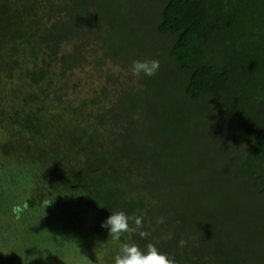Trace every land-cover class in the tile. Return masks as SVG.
<instances>
[{
    "label": "trees",
    "instance_id": "16d2710c",
    "mask_svg": "<svg viewBox=\"0 0 264 264\" xmlns=\"http://www.w3.org/2000/svg\"><path fill=\"white\" fill-rule=\"evenodd\" d=\"M151 1L161 4L156 29L172 36L166 55L182 74L179 85L165 77H170L168 65L158 73L162 81L156 75L130 77L132 43L141 60L150 58L138 38H130L128 46L118 41L125 18L107 0H0V155L19 153L10 166L0 160V213L21 215L19 255L29 242L37 263L75 264L68 260L71 253L79 256V264L78 249L85 252L101 238L104 249L97 264H113L122 243L158 248L157 240L172 233L174 249L163 244L158 249L179 264H257V250H264V230L263 235L257 231L260 220L264 225V205L255 218L258 208L249 202L235 207V200L221 196L223 190L214 195L218 185L204 170L209 150L190 167L179 156L182 149L188 156L190 149L176 147L181 136L168 134L182 124L169 109L174 90L193 101L217 98L237 142L234 152L224 153V169L240 161L235 175L264 195V0ZM110 56L124 57L129 83L111 71ZM149 92L161 94L165 113L154 109L160 99L143 108L141 96ZM129 119L138 125L113 140V125L125 127ZM179 133L185 144L186 132ZM143 150L155 154L146 159L152 180L146 175L142 187L132 163ZM64 162L76 163L75 175ZM33 185L61 189L59 198H51L55 218L36 223L31 214L41 211L40 203L23 206L7 198ZM165 208L169 213L164 216L172 215L175 224L157 222ZM118 210L142 215L149 235L124 233L119 241L109 236L101 222ZM229 221L244 232L242 238L223 237ZM190 234L204 248L202 263L193 261L198 253ZM17 264L34 263L26 256Z\"/></svg>",
    "mask_w": 264,
    "mask_h": 264
},
{
    "label": "rangeland",
    "instance_id": "374dc122",
    "mask_svg": "<svg viewBox=\"0 0 264 264\" xmlns=\"http://www.w3.org/2000/svg\"><path fill=\"white\" fill-rule=\"evenodd\" d=\"M110 4H114L115 9L118 13H121L123 17L125 18L124 30H121V33L119 32L118 35V41L122 44H126L128 46L127 41H129L130 38L132 40H136V38L139 39L140 44L143 49L146 50L145 52L148 54L147 57L158 59L160 62L163 60L162 63H160V69L159 72H164L166 70L164 67H167V65L170 67L167 72H169L170 77L167 73H163L165 77L170 81H173V86L179 85L181 82L182 74L175 70L176 68L168 62V56L166 55V49L167 45L170 43L172 36L165 31H158L156 29V24L159 21V8L160 3L154 2L151 0H107ZM105 4H107L105 2ZM137 36L135 37V35ZM95 39L91 40L92 43H95ZM136 43H132L131 48L127 51V58H132L133 60L140 59L142 56L140 55L138 49L135 46ZM97 49H99L97 47ZM96 50V49H95ZM101 51V49H99ZM159 54V56H158ZM111 57V56H110ZM113 58V56L111 57ZM126 58V57H125ZM112 61V66L110 67L111 71H117L119 72V75H121L120 80H127L130 77H134L133 75L129 77V67L124 65V57L118 58L117 56H114ZM109 64V66L111 65ZM3 66H0L2 68ZM156 74V81H162L160 79L159 74ZM129 83V82H128ZM132 86H138L137 83H130ZM172 92V91H171ZM170 92V95L172 94ZM173 98L170 99V110L172 112H175L176 115L181 117V125L177 126L176 129L173 132H170L168 136L176 137L179 139V137L183 140L182 135L179 133V130L185 133L184 139L185 144H182V140L180 141V145H176V147L180 146L182 148H189V155H187V150H181L182 152L179 154V156L184 157L185 163L192 167L196 166L198 162L200 161L199 158L201 156V152L205 151L206 149L209 150V153L207 154L205 162L207 163L204 170L210 174L209 176H212L211 179L214 184H217L218 186L216 189L212 192L215 195L216 193H219L221 190L224 192L221 194L222 197H225V195L228 196L229 203L232 202V200H235V207H243V204L245 202H249L248 204L252 205L253 210H257L255 212V218L259 217L260 209L263 208L262 205H264V195H261L256 187L251 186L250 181L247 180L245 177H238L235 175V172L237 170V166L239 165V162H236L235 164H230L229 169H224V166L226 162H228L227 156H225L224 153L229 152L231 150L234 152V145L232 143H236V138L234 135L231 134V125L227 126L222 119V115L220 113L219 104L217 101V98L211 97V96H204L201 100H189L184 98L182 93L178 90H174ZM150 96H149V95ZM146 97L143 99L146 103H144L142 106L148 105V103H152V105H155L154 101H157V99H160L161 104H156L154 108L157 110V112L162 114V110H166L165 101L161 97V94L155 95L152 92H149ZM169 95V96H170ZM150 99V100H149ZM148 101V103H147ZM172 105H175L172 107ZM145 106V107H146ZM149 108H152V106H148ZM164 110V113H165ZM198 116V117H197ZM139 121L134 122L133 120H128V123L125 124V127L119 128V125L114 126L115 133H113L112 139H121L125 137L126 131L129 127L132 126V124L138 125ZM148 124L150 123L147 122ZM188 123V125H187ZM170 126V123H167ZM168 127V126H167ZM179 136V137H178ZM0 138H2V135H0ZM24 142H21V145H23ZM239 143V142H238ZM20 146V145H19ZM212 151L213 155L210 156V152ZM135 151H132V153ZM172 153H174L172 151ZM18 150L11 151L8 155L2 156L0 155L1 164H4L6 166L12 165L13 162H16L18 159ZM135 154V153H133ZM155 153L150 152L149 155H147V152L142 151L141 154H139L138 159L134 160L132 163L134 165V174L136 177V182H138L139 185L142 187L146 185L145 183V176L147 178H150L149 172L150 168L146 164V159L148 156L153 157ZM175 155V154H174ZM155 157V156H154ZM196 157V158H195ZM129 162H131L129 160ZM62 165L65 166V169L72 173V175L76 174V163L70 164L69 162H64ZM147 165V166H146ZM200 171V174L205 173V171ZM151 179V178H150ZM152 180V179H151ZM164 183L165 179H164ZM212 183V184H213ZM52 185V181H51ZM51 185H46V188L43 187H30L26 190H16L17 192L13 194L7 195V198L15 197L13 198L15 201H17V204L19 205H26L32 204V203H40V210L38 212L32 213L31 217L34 220V222L37 223V221L44 222L45 220H50L51 216L55 218V207L51 205V198H59L61 195V189L59 187L50 188ZM213 186V185H212ZM59 188V189H57ZM215 188V186H214ZM204 190H207L206 187H204ZM233 196H236L235 198ZM209 202L212 200V198H208ZM252 201V203H250ZM208 202V201H207ZM223 202V201H221ZM52 206V207H50ZM261 206V207H260ZM54 208V209H53ZM222 208V207H220ZM248 210V208H244ZM19 211H12L8 216H4L3 214L7 215L4 211L0 213V264H17V261L21 260L22 258L26 257L29 259V261H32L34 264H40L37 263V260L35 259L36 256H32L31 250L29 247V242L27 243V247L25 249H21L22 252L19 255L17 246L22 245L23 243H19L20 241V235L17 236V234L20 231V223L21 215H18ZM168 208H165L162 210V212L158 213L157 218L163 217L166 222L169 224H175V219H173L172 215H168V217H165L164 215L168 214ZM4 216V217H3ZM222 217L221 215L219 216ZM232 220V218H231ZM231 224L229 227L226 225L223 226V237L230 236L231 238L238 239L243 237V231L237 230V228L234 226V222L229 221ZM216 226V222H213ZM254 223V221H253ZM158 224V223H157ZM259 226H257V231L261 232L263 235L264 225L261 223V220L258 222ZM214 225V226H215ZM18 228V230H16ZM173 234L167 233V236L160 237L158 243L160 244L157 246L160 248V246L167 245V247L173 248ZM187 237L189 239V242L192 243L194 236L193 234L188 235ZM2 239H5L7 243L2 242ZM102 239H106L102 237ZM100 242L94 241V239L91 241V244L88 246V248L83 252V249H78L77 254H80V260L79 262L81 264H97L101 257V251L104 249L102 246H100L102 243L101 238L98 239ZM19 241V242H18ZM182 241V240H180ZM197 239H194V242L197 245L196 248V257L193 258V261H198L199 263L203 262L204 258V248L201 245V243ZM109 243V242H108ZM180 243V242H178ZM178 243L174 245L175 247H178ZM183 243V242H181ZM188 243V242H187ZM192 245V244H191ZM195 247V246H194ZM10 249L13 253L10 252ZM174 249V248H173ZM200 249V251H199ZM167 250V249H166ZM171 250V249H170ZM169 250V251H170ZM28 254V255H27ZM34 254V253H33ZM211 257V256H209ZM79 256L75 257L71 253L69 254L68 260L70 262H73L77 264V259ZM257 264H264V250H261L258 252L255 257ZM36 260V261H34ZM210 261V260H209ZM45 263V262H43ZM79 263V264H80ZM66 264V263H62ZM69 264V263H68Z\"/></svg>",
    "mask_w": 264,
    "mask_h": 264
},
{
    "label": "clouds",
    "instance_id": "9594fccd",
    "mask_svg": "<svg viewBox=\"0 0 264 264\" xmlns=\"http://www.w3.org/2000/svg\"><path fill=\"white\" fill-rule=\"evenodd\" d=\"M160 69L158 59H137L132 61L131 73L134 76H155ZM158 223H163L164 218L159 217ZM101 227L107 228L109 236L119 241L124 233H137L141 238H146L149 233L143 230L142 215H128L122 210L112 212ZM113 264H179L169 254L160 251L153 243H148L144 249L134 242L122 243L114 256Z\"/></svg>",
    "mask_w": 264,
    "mask_h": 264
}]
</instances>
